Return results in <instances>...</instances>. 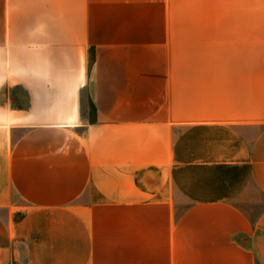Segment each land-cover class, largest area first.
Masks as SVG:
<instances>
[{"label": "crops", "instance_id": "1", "mask_svg": "<svg viewBox=\"0 0 264 264\" xmlns=\"http://www.w3.org/2000/svg\"><path fill=\"white\" fill-rule=\"evenodd\" d=\"M0 264H264V0H0Z\"/></svg>", "mask_w": 264, "mask_h": 264}, {"label": "rangeland", "instance_id": "2", "mask_svg": "<svg viewBox=\"0 0 264 264\" xmlns=\"http://www.w3.org/2000/svg\"><path fill=\"white\" fill-rule=\"evenodd\" d=\"M13 197L15 202L22 203V200L18 198L15 194L13 195Z\"/></svg>", "mask_w": 264, "mask_h": 264}]
</instances>
